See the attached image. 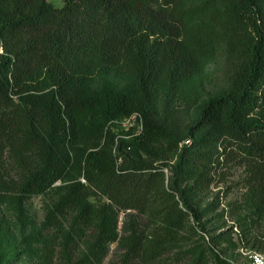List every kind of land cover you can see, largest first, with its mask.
I'll return each mask as SVG.
<instances>
[{
  "label": "trees",
  "instance_id": "1",
  "mask_svg": "<svg viewBox=\"0 0 264 264\" xmlns=\"http://www.w3.org/2000/svg\"><path fill=\"white\" fill-rule=\"evenodd\" d=\"M218 53L227 88L203 102L197 123L204 132L186 162L214 155L242 164L252 201L264 211V0H0V168L9 161L22 171L29 193L60 182L52 224L68 209L92 218L97 193L146 213L153 230L129 250L140 264H159L184 241L189 218L202 227L198 212L182 189L164 186L162 168L113 150L96 120L138 112L147 134H162L148 108L155 84L178 87ZM109 70L128 86L89 88ZM1 250L2 264L18 254L13 241ZM209 251L214 264L233 263Z\"/></svg>",
  "mask_w": 264,
  "mask_h": 264
},
{
  "label": "rangeland",
  "instance_id": "2",
  "mask_svg": "<svg viewBox=\"0 0 264 264\" xmlns=\"http://www.w3.org/2000/svg\"><path fill=\"white\" fill-rule=\"evenodd\" d=\"M50 1L62 5V0ZM199 65L198 73L178 87L155 84L148 108L154 121L165 128L162 134H147L138 112L96 121L103 124L113 150L139 164L162 168L164 186L182 189L198 212L202 227L189 218L184 241L169 248L159 264H214L209 248L232 264H244L245 251L264 248V211L252 201L246 169L233 161L219 163L214 155L206 163L186 162L204 132L197 123L203 102L227 88L224 53ZM103 84L121 90L129 81L109 70L95 74L88 86L96 89ZM25 178L9 161L0 168V264L1 247L7 241L18 249L9 264H140L129 249L136 238L145 241L153 230L154 222L146 213L118 206L97 193L91 197L96 212L92 218L83 219L68 209L57 214L58 222L52 224L49 215L62 193L60 182L29 193L23 188ZM101 213L106 218L104 232L99 225Z\"/></svg>",
  "mask_w": 264,
  "mask_h": 264
},
{
  "label": "built area",
  "instance_id": "3",
  "mask_svg": "<svg viewBox=\"0 0 264 264\" xmlns=\"http://www.w3.org/2000/svg\"><path fill=\"white\" fill-rule=\"evenodd\" d=\"M243 254L246 257L244 264H264V249H249Z\"/></svg>",
  "mask_w": 264,
  "mask_h": 264
}]
</instances>
